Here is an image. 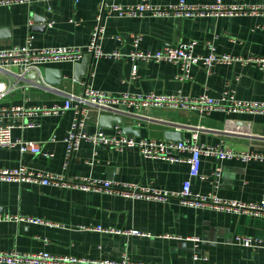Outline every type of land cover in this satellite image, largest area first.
I'll return each mask as SVG.
<instances>
[{"label":"crops","instance_id":"0c3cea01","mask_svg":"<svg viewBox=\"0 0 264 264\" xmlns=\"http://www.w3.org/2000/svg\"><path fill=\"white\" fill-rule=\"evenodd\" d=\"M115 1L122 6L140 2L167 6L178 0ZM186 1L203 4L215 0ZM221 1L242 5L264 3V0ZM100 2L46 0L0 5V29L11 33L0 38V47L22 44L29 34L33 35V44L38 47H85L97 23ZM43 19H46L45 28ZM102 24V51H118L119 57L93 58L86 76L79 81L74 78L75 62L50 64L46 67L62 69L61 85L48 82L46 86L31 85L32 79H21L20 86L0 103L24 109L50 107L61 104L68 92H81L85 83L110 95L154 92L197 97L206 93L218 98L230 91L237 99L264 101V66L256 63L233 61L208 67L196 64L191 67V77L180 80L176 77L179 67L172 63L141 61L137 63V76L132 79V62L127 56L134 49L132 37L139 35L137 47L142 50L155 51L165 44L194 40V51L200 54H206L211 44L217 53L240 58L264 57V14L247 12L190 18L103 13ZM4 78L5 74L0 71V79ZM130 111L137 112L133 108ZM138 112L140 115L134 116L92 110L85 130L102 129L114 133L115 126L120 124L110 119L121 116L122 125L132 126L141 137L167 140L166 131H180L182 139H191L195 134L198 143L264 153V113L204 112L182 106L146 107ZM101 115L109 116L108 126H100ZM72 118V110L23 116L18 126L29 119L35 125L15 127L12 136L38 141L43 152L21 153L16 147L0 148V168L24 165L33 171L63 175L67 180L78 177L110 179L117 185L131 183L167 192L169 196L164 199L133 198L116 192L0 180V215L39 217L50 222L0 221V250L47 251L53 255L113 261L126 258L144 264H264V216L189 206L172 194L178 192L188 178L186 161L145 158L136 149L117 151L105 146L94 149L92 144L82 141L65 168L63 139ZM181 154L184 159L189 156L188 152ZM200 174L202 178H191L192 193L205 194L214 190L224 200L243 202H257L264 197V159L219 160L202 156ZM215 181L217 187L213 188ZM97 225L120 232L94 230ZM129 229H138L145 235L124 232ZM235 235L253 237L258 243L254 247L237 244Z\"/></svg>","mask_w":264,"mask_h":264},{"label":"built area","instance_id":"2783aa9c","mask_svg":"<svg viewBox=\"0 0 264 264\" xmlns=\"http://www.w3.org/2000/svg\"><path fill=\"white\" fill-rule=\"evenodd\" d=\"M31 1L46 0H0V5L24 4ZM77 1V0H75ZM97 23L92 28L90 41L85 47L66 46H35L33 35L29 34L22 44L12 45L7 48L0 47V71L5 74L4 79H0V101L7 94L15 91L22 80L32 79L31 85H48L42 72V68L58 62H77L84 53H90L92 58L100 56L119 57L118 51L105 53L101 49V38L104 32L102 24L103 13H115L119 16H136L151 14L153 16L175 15L178 17H206V16H232L243 13L264 14V3L253 5L224 4L221 0L211 3L193 4L186 0H178L176 3L161 6L147 2H140L135 5H120L115 0H101L99 5ZM31 25L32 21L29 20ZM52 22L49 23L51 25ZM118 39L120 37L117 36ZM139 35L132 37L134 49L127 56L132 62L131 78L137 76L138 62H169L179 67L176 77L186 80L191 77V67L196 64L211 66L213 64H226L239 61L243 64L256 63L264 66V57L249 56L246 58L235 57L225 53L215 52L213 45L208 46L206 54L196 53L194 46L196 41H187L175 45L165 44L155 51L139 49ZM29 73H35V77L29 78ZM190 107L204 112L222 111L225 113H264V101L237 99L230 91L224 92L220 97L215 98L206 93L197 97H188L179 93L157 94L149 93H128L120 95H110L99 89L93 88L85 83L81 92L66 93L61 104L56 103L50 107L24 109L19 105H5L0 103V148H17L21 153H42V146L38 141L14 138L12 130L15 127L30 128L35 125L32 119L26 120L23 125L18 126L23 116H35L36 114L50 115L59 114L67 110L73 111L70 128L64 137L66 161L64 167L67 168L70 157L78 152L82 141L89 142L95 149L97 146H105L117 151L124 149H136L145 158L162 159L169 162L186 161L189 164L188 178L182 182L181 189L174 194L181 203L194 207H210L223 209L226 211L245 212L252 216H264V197L260 201H228L220 198L214 190L205 194L191 192V178L201 177L200 164L202 156H213L219 160L238 159L249 161L264 159V153L256 151H236L224 147L221 144L210 145L197 142L194 134L191 139L182 140H158L126 134L122 132V126L116 125V132L106 133L102 129L94 132L85 130V126L91 116L92 110L97 112H111L118 114H129L139 116V110L146 107ZM133 108L137 112L130 111ZM54 136H52L53 139ZM96 153V150H94ZM183 152H188L189 156L183 158ZM218 175L219 170L215 171ZM0 180L14 182H34L42 185H53L57 187L79 188L92 190L94 192H116L123 197H144L164 199L169 193L158 190H149L137 187L131 183H121L117 185L110 179H92L78 177L67 180L65 176L55 173L33 171L27 166L18 165L16 167H1ZM217 187V181L215 186ZM16 220L29 223H47L39 217L23 215H0V221ZM94 230L104 232H120L118 229L104 228L100 225ZM127 234L142 236L145 235L138 229L124 231ZM234 242L248 247L257 245L258 240L246 235H235ZM0 264H144L133 263L126 258L120 261L89 259L76 257L73 255H53L47 251L21 252L19 250H0Z\"/></svg>","mask_w":264,"mask_h":264},{"label":"water","instance_id":"95a60500","mask_svg":"<svg viewBox=\"0 0 264 264\" xmlns=\"http://www.w3.org/2000/svg\"><path fill=\"white\" fill-rule=\"evenodd\" d=\"M43 26L46 27V19H43ZM5 33L11 34L9 30L3 28L0 29V38L4 36ZM93 60L90 53H84L81 59L74 63V78H76L78 81L81 80L82 77L86 76L89 68L90 63ZM45 80L48 83L54 84V85H61L62 83V69L56 68V67H45L43 71ZM27 77L32 78L35 77V73H29ZM108 115H101L99 117V123L100 126L106 127L108 126ZM112 120V121H111ZM110 121L112 123H117L122 125L123 119L121 116L117 117H111ZM109 121V122H110ZM122 132L133 134L135 136H139L140 132L134 129L130 125H122ZM165 139L167 140H181L182 139V133L180 131H166L165 132Z\"/></svg>","mask_w":264,"mask_h":264}]
</instances>
